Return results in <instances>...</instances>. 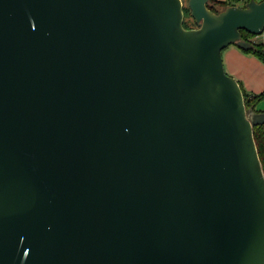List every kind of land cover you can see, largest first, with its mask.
<instances>
[{
	"label": "water",
	"instance_id": "obj_1",
	"mask_svg": "<svg viewBox=\"0 0 264 264\" xmlns=\"http://www.w3.org/2000/svg\"><path fill=\"white\" fill-rule=\"evenodd\" d=\"M0 0V264H264V173L222 50L264 0Z\"/></svg>",
	"mask_w": 264,
	"mask_h": 264
},
{
	"label": "crops",
	"instance_id": "obj_2",
	"mask_svg": "<svg viewBox=\"0 0 264 264\" xmlns=\"http://www.w3.org/2000/svg\"><path fill=\"white\" fill-rule=\"evenodd\" d=\"M252 42L264 46V30L252 37ZM225 72L235 78L242 89L249 94H262L257 109L264 110V63L251 52H245L229 45L221 52Z\"/></svg>",
	"mask_w": 264,
	"mask_h": 264
},
{
	"label": "trees",
	"instance_id": "obj_3",
	"mask_svg": "<svg viewBox=\"0 0 264 264\" xmlns=\"http://www.w3.org/2000/svg\"><path fill=\"white\" fill-rule=\"evenodd\" d=\"M233 1H238V0H209V2L207 3V7L212 10L215 13L220 12L221 10L225 9L227 6H231V5H235L233 3ZM241 1V0H239ZM249 0H242L243 5L248 2ZM185 10L190 12L189 7H183V14L185 15ZM192 23L194 26L195 22L193 19ZM183 27L184 28H191L188 26L187 22H185V20L183 19ZM241 33V37L244 40H248L250 42L252 37H255V35L250 34L249 32L245 31V30H240ZM253 43V47L249 50H242L245 52H251L252 54H254L258 59H260L263 63H264V46L262 43H257V42H252ZM233 45V44H232ZM240 49V48H239ZM241 86V85H240ZM242 89V87H241ZM242 93H243V98H244V104L246 109L247 108H252L258 112L260 111H264V110H260L257 109V105L260 102V100L262 99V94H249L247 92H245L242 89ZM253 136H254V141L256 144V148L258 151V156L261 162V166H262V170L264 173V123L263 124H258L253 126Z\"/></svg>",
	"mask_w": 264,
	"mask_h": 264
},
{
	"label": "rangeland",
	"instance_id": "obj_4",
	"mask_svg": "<svg viewBox=\"0 0 264 264\" xmlns=\"http://www.w3.org/2000/svg\"><path fill=\"white\" fill-rule=\"evenodd\" d=\"M182 3H183V7H186L187 6V0H182ZM233 3L237 6H242L243 5V2L242 1H233ZM192 17L190 15V12L186 11L185 10V15H184V20L185 22H187L188 26L191 27V28H194L196 26L193 25L192 23Z\"/></svg>",
	"mask_w": 264,
	"mask_h": 264
},
{
	"label": "built area",
	"instance_id": "obj_5",
	"mask_svg": "<svg viewBox=\"0 0 264 264\" xmlns=\"http://www.w3.org/2000/svg\"><path fill=\"white\" fill-rule=\"evenodd\" d=\"M241 1H242V0H241ZM255 1L259 2V1H261V0H255Z\"/></svg>",
	"mask_w": 264,
	"mask_h": 264
}]
</instances>
